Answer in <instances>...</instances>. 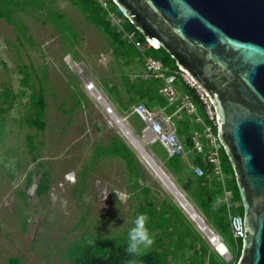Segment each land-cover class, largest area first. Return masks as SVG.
<instances>
[{
  "label": "rangeland",
  "instance_id": "1",
  "mask_svg": "<svg viewBox=\"0 0 264 264\" xmlns=\"http://www.w3.org/2000/svg\"><path fill=\"white\" fill-rule=\"evenodd\" d=\"M35 1L38 6L11 10L14 23L0 18V91H12L8 104L4 103L7 113L0 135V264H10L11 259H19V264H73L70 249L80 239L92 242L97 235L116 238L128 234L144 194L133 187L135 179L120 158L108 152L97 153L99 147L109 151L116 136L141 164L139 184L149 189L156 205L173 212L185 231H197L224 264H235L237 256L221 235L215 230L222 241L223 258L199 228L202 222L207 227L212 225L204 215H200L203 219L197 215L202 220L199 226L189 218L176 195L142 159V152L162 166L193 207L194 202L182 188L190 184L187 170L174 174L163 167L164 154L142 135V126L134 124L132 117L125 122L136 137L135 142L130 138L134 148L122 133L125 130L117 117H104L94 104L96 99L84 92V82L94 83L103 91L105 83H122L107 39L69 1ZM99 1L111 7L109 0ZM55 14L64 16L68 30L57 26ZM158 56L166 59L164 53ZM22 67L31 76L28 86L20 83ZM39 90L46 104L41 130L24 120L33 109L27 105L30 99L22 94ZM198 111L206 121L201 107ZM199 129L202 131V127ZM29 142L37 148L32 154ZM183 161L184 169L188 168L190 160ZM44 173L48 190L38 196L35 191ZM116 192L127 198L118 200Z\"/></svg>",
  "mask_w": 264,
  "mask_h": 264
},
{
  "label": "water",
  "instance_id": "2",
  "mask_svg": "<svg viewBox=\"0 0 264 264\" xmlns=\"http://www.w3.org/2000/svg\"><path fill=\"white\" fill-rule=\"evenodd\" d=\"M111 1L212 103L218 142L243 208L244 235L235 264H264V0ZM148 157L162 182L177 193Z\"/></svg>",
  "mask_w": 264,
  "mask_h": 264
},
{
  "label": "trees",
  "instance_id": "3",
  "mask_svg": "<svg viewBox=\"0 0 264 264\" xmlns=\"http://www.w3.org/2000/svg\"><path fill=\"white\" fill-rule=\"evenodd\" d=\"M67 1L82 13L86 22L102 33L108 41L112 54L116 58V64L121 70L120 78L122 83L119 86L105 83L103 86L108 95L115 102L122 105V98L117 90V88L121 87L128 97L127 106H125L127 112H129L130 106L144 102L148 108H152L153 106L164 107L167 109V112L171 113L173 108L168 107V101L159 94L162 82L144 75L142 72L143 58L138 50L126 43L124 33L134 31L137 40L144 42V38L112 1L109 0L111 7L107 8V10L102 7L98 0ZM35 2V0H0V18L9 23H14L11 10L17 7L24 8L28 5L38 6ZM110 13L113 14L116 23L112 21ZM55 17L58 27L63 28L64 31L69 29L67 22L63 20L64 16L62 14H55ZM159 53H164L166 59L159 57ZM146 54L159 58L165 69H177L174 60L161 48L158 50L150 48ZM19 72L23 75L20 83L23 86H28L31 81L30 74L27 73L25 67H22ZM11 93L12 91L9 89L0 91V135L3 133L5 115L7 113L4 103L8 104ZM22 94L30 99L27 105L29 109H33L24 120L31 127L35 126L40 130L43 129V116L46 104L42 90L35 91L30 95L22 91ZM78 104L79 102L76 103V105ZM9 106H11V103H9ZM133 118L135 119L134 124L141 125L136 117ZM191 127L192 125L187 119L179 122L177 126L178 134L184 137V143L187 147L191 145ZM109 148L110 150L107 151L99 147L97 148V153L108 152L113 157L120 158L125 163L130 175L135 179L133 187L140 188L143 194L148 195L149 189L141 187L139 184L141 164H139L132 151L118 137L111 141ZM29 149V152L32 154L37 148L32 142H29ZM156 149L157 151H162L165 158L164 164L172 173L178 174L187 170L186 177H189L190 184L182 186L183 190L194 202V205L200 209L201 213L212 225L214 231L216 230L221 235L228 248L235 253L238 259L241 253L242 242L240 238L236 240L233 238L228 214L231 213L232 215L242 217L243 208L234 173L223 148L220 146L222 152L223 186L217 181L212 168L204 162L201 156L193 155L190 157L192 162L201 165L206 172L205 177H196L189 166L184 169L183 159L179 157H166L165 151L160 149L157 144ZM35 159L36 157H32V160ZM224 176L229 177V180L226 181ZM29 182L30 178H28L27 184ZM48 185L47 174L44 173L37 185L35 194L38 196L45 194L48 190ZM225 192H230L231 207L229 208L224 201ZM152 206L153 202L146 200L141 204L140 208L149 210L152 213ZM150 216L164 226L161 236L166 240V245H152L150 248L143 250L139 255H129L126 251L128 235L116 238H103L97 235L92 242L80 239L72 245L70 253H73V264H224L223 260L215 252H210L209 243L197 231L192 229V232L189 233L182 229L175 223L172 214H161L159 218L154 217V214H150ZM19 263V259L10 260V264Z\"/></svg>",
  "mask_w": 264,
  "mask_h": 264
},
{
  "label": "built area",
  "instance_id": "4",
  "mask_svg": "<svg viewBox=\"0 0 264 264\" xmlns=\"http://www.w3.org/2000/svg\"><path fill=\"white\" fill-rule=\"evenodd\" d=\"M99 3L107 10V3L105 1L103 3L99 1ZM110 14L113 16L112 13ZM124 38L127 44L132 45L140 52L143 58V71L145 75L163 82L160 94L167 98L170 105L176 106V111L174 113L180 114L181 112H184L189 115H194L197 124L202 127L201 132L196 131L193 134L191 145L187 147L177 135L174 124L171 121V116H161L144 104L139 103L131 107L129 115L136 117L140 122L142 126L140 131L142 135L146 139H150L153 144H157L161 147L168 158L179 157L184 160H190L188 166L196 177H205L206 172L201 165L192 162L190 157L193 155L201 156L204 162L212 168V172L217 177V181L223 186L221 149L216 133V113L213 109L212 103L182 70L175 69L168 71L160 60L156 59L154 56L146 54V52L152 47L145 40L144 42L137 40L135 32H125ZM177 83H182L183 86L180 87ZM85 89L91 93L108 114L113 116L111 108L103 101L93 83L90 82L86 84ZM189 90L194 91L199 107H201L204 112L206 121L199 113L198 105H196L192 97L189 95ZM229 196L230 192H225L224 201L228 208L231 207ZM197 215L198 214H196L195 211L194 214H190L193 219L199 218ZM228 217L231 222L233 238L235 240L239 238L241 239L244 235L242 218L232 215L231 213L228 214ZM205 229L203 228V230ZM210 233H213V231L209 230L208 233H206L208 241H211L210 238L212 236H209ZM212 235H214V233Z\"/></svg>",
  "mask_w": 264,
  "mask_h": 264
},
{
  "label": "crops",
  "instance_id": "5",
  "mask_svg": "<svg viewBox=\"0 0 264 264\" xmlns=\"http://www.w3.org/2000/svg\"><path fill=\"white\" fill-rule=\"evenodd\" d=\"M132 32H134V31H132ZM112 53V52H111ZM152 56V55H151ZM173 70H175V69H173ZM168 71H172V70H168ZM146 76V75H145ZM147 77V76H146ZM162 82V81H161ZM94 84V83H93ZM178 84V86H183V84L182 83H177ZM85 85H86V82H84V85H83V89H84V92L85 93H87V96H90L91 95V93H89L86 89H85ZM95 85V84H94ZM118 86V85H117ZM162 86H163V82H162ZM95 87H96V89H97V91L99 92V95L102 97V99H103V101L105 102V103H107V105L111 108V110H112V113H113V116L112 117H117V119L119 120V122L121 123V124H123V127L125 128V130H128L129 131V133L131 134V136L134 138V139H136V137H135V135H134V132H133V130L128 126V124H126V122L125 121H127L129 118H132V116L131 115H129V112H127V110H126V108H125V106H127V102H128V97H127V95L125 94V92H124V90L121 88V87H119V88H117V90H118V92H119V94H120V96H121V98H122V102H123V104L122 105H120L118 102H115V100H113L112 99V97L111 96H109V97H111V99L112 100H110L109 99V97L106 95V91H103V89L101 90L100 88H98V86L97 85H95ZM105 90V89H104ZM188 93H189V95L192 97V99H193V101L196 103V105H198V107H199V103H198V100H197V97L195 96V93H194V91H192V90H189L188 91ZM159 94H160V90H159ZM161 96H163L162 94H160ZM92 96V95H91ZM164 97V96H163ZM166 100H167V98L166 97H164ZM168 101V100H167ZM142 104H144V102H141ZM94 104H95V106L97 107V109L99 110V112L101 113V114H103V116L104 117H111L110 116V114H108L106 111H105V109L102 107V105L100 104V103H98L97 101L96 102H94ZM145 106H146V104H144ZM167 105H168V107H172L173 108V111L170 113V112H167V109H165L164 107H159V106H153L152 108H150V109H152L153 111H155V112H157L159 115H161V116H171V121L173 122V124H174V126H175V129H176V132H177V135L179 136V134H178V128H177V126H178V123L179 122H182V121H185L186 119L187 120H189V122L191 123V125H192V135H191V137L190 138H192V136H193V134L196 132V131H198V132H201L200 131V126L197 124V122H196V117L194 116V115H189V114H186V113H184V112H181L180 114H175L174 112L176 111V106L175 105H170L169 104V102H167ZM133 106H135V105H132V106H130L129 108L131 109V107H133ZM194 118H193V117ZM199 127H198V126ZM120 133V132H119ZM121 134V133H120ZM122 135V134H121ZM123 136V135H122ZM116 137H118V136H116ZM123 143H124V141L120 138V137H118ZM124 138V137H123ZM179 138L184 142V137L183 136H179ZM127 146V145H126ZM150 155V154H149ZM151 156V155H150ZM136 157V156H135ZM151 158H152V156H151ZM153 159V158H152ZM154 160V159H153ZM155 161V160H154ZM158 165V164H157ZM159 166V165H158ZM160 167V169L165 173V171L162 169V166H159ZM163 167H166V166H163ZM146 170H148L147 169V167L145 166L144 167ZM150 170V169H149ZM167 175V174H166ZM168 176V175H167ZM169 178V177H168ZM162 181V180H161ZM166 186V185H165ZM183 196V195H182ZM185 198V197H184ZM149 201V200H151L152 202H153V206H152V213L151 212H149V210H143V209H141L140 208V206H141V204H143L145 201ZM185 200H186V202H187V198H185ZM141 204L139 205V207H138V209H137V211H135L134 212V216H133V220L136 218V216L137 215H139V214H142V213H146L147 215H148V217H149V220H148V223H147V227L149 228V231H150V233L152 234V236H153V238H154V243H153V245H166V240L165 239H163L162 238V236H161V233H162V231H163V228H164V226L162 225V224H160L156 219H154V218H152L151 216H150V214H154V217H156V218H159L160 217V215L161 214H165V213H168V214H172L173 216H175L174 215V213L173 212H171V211H169V210H167V209H165V208H159L157 205H156V201L153 199V198H151L150 196H149V194L148 195H145L144 194V196L142 197V201H141ZM190 204H192V203H190ZM193 206V205H192ZM194 208H195V206H193ZM197 209V212H198V215L200 216H202L203 218H204V216H203V214H200V212L198 211V208H195V210ZM178 212H180L181 214H182V212L181 211H178ZM156 214V215H155ZM200 216V218H202ZM202 218V219H203ZM175 223L176 224H178L177 223V221H175ZM209 225V224H208ZM208 228H211V226H208ZM211 230L212 231H214L212 228H211ZM215 232V231H214ZM216 233V232H215ZM217 234V233H216ZM126 235H128V234H126ZM217 236L219 237V235L217 234ZM220 238V237H219Z\"/></svg>",
  "mask_w": 264,
  "mask_h": 264
},
{
  "label": "clouds",
  "instance_id": "6",
  "mask_svg": "<svg viewBox=\"0 0 264 264\" xmlns=\"http://www.w3.org/2000/svg\"><path fill=\"white\" fill-rule=\"evenodd\" d=\"M115 194L118 200L124 201L127 198L123 193L116 192ZM148 220V215L142 213L131 221L133 226L128 231V243L126 247L129 255H139L143 250L153 245L154 238L147 227Z\"/></svg>",
  "mask_w": 264,
  "mask_h": 264
},
{
  "label": "bare ground",
  "instance_id": "7",
  "mask_svg": "<svg viewBox=\"0 0 264 264\" xmlns=\"http://www.w3.org/2000/svg\"><path fill=\"white\" fill-rule=\"evenodd\" d=\"M123 134H124V136L129 140V142L134 146V143L131 141V139H130V136L128 135V133L127 132H125V131H123L122 132ZM134 148H135V146H134ZM143 153V160L152 168L153 166H151L150 164H152V165H154L153 164V162L150 160V158L148 157V154H146V153H144V151L142 152ZM144 154H146V155H144ZM154 163H155V161H154ZM153 170H154V168H152ZM155 171V170H154ZM156 173V172H155ZM165 185V184H164ZM169 189V188H168ZM170 190V189H169ZM176 196H175V195ZM173 195L176 197V199H177V201L180 203V205H181V207H182V209L184 210V212L186 213V214H188V216H189V218L192 220V221H194V222H197V224H198V226L200 225V223L202 222V220H199V218H195V219H193V218H191V216H190V214H189V210H190V208L191 209H193V207H190V204L188 205V203L185 205V203H186V200H185V198L182 196V194L178 191L177 193H174ZM181 194V195H180ZM195 211V210H194ZM195 213L196 214H198L196 211H195ZM203 223V222H202ZM203 225H205V224H203ZM203 225L201 224V227L199 226V228H200V230L206 235V233H208V231L209 230H211V229H208V227L205 229V230H203ZM212 231V230H211ZM213 233H214V235H216L217 236V234L213 231ZM206 237H207V235H206ZM210 242V244L214 247V249L217 251V253L222 257L223 256V254H225V253H223V249H222V246H221V239L217 236V239L216 240H214V241H209ZM226 251V250H225ZM223 253V254H222ZM223 258V257H222Z\"/></svg>",
  "mask_w": 264,
  "mask_h": 264
}]
</instances>
